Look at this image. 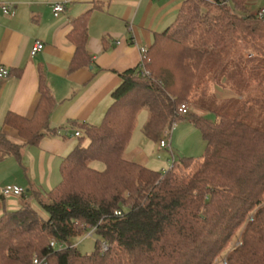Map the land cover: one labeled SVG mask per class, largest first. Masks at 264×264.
Listing matches in <instances>:
<instances>
[{
	"label": "trees",
	"instance_id": "trees-1",
	"mask_svg": "<svg viewBox=\"0 0 264 264\" xmlns=\"http://www.w3.org/2000/svg\"><path fill=\"white\" fill-rule=\"evenodd\" d=\"M247 3L185 0L148 48L149 74L141 67L119 73L102 122L79 124L61 181L47 191L30 187L18 209L0 216V264H264V17ZM69 35L72 68L90 65L87 14ZM39 81L34 117L11 112L5 119L26 141L15 143L0 129V161L13 156L23 165V147L56 131L55 99L43 75ZM213 86L234 95L218 99ZM184 102L190 110L180 115ZM142 109L150 113L144 132L153 141L191 117L206 141L202 159L181 157L166 172L126 159ZM92 227L99 239L83 253L71 241ZM242 228L240 243L217 262Z\"/></svg>",
	"mask_w": 264,
	"mask_h": 264
},
{
	"label": "crops",
	"instance_id": "crops-1",
	"mask_svg": "<svg viewBox=\"0 0 264 264\" xmlns=\"http://www.w3.org/2000/svg\"><path fill=\"white\" fill-rule=\"evenodd\" d=\"M184 2L0 0V66L9 70L8 77L0 79V129L13 142L25 143L18 129L6 124L5 119L11 112L26 119L34 117L41 97L40 75L55 99L50 124L56 129L46 133L38 144L23 147V165L13 156L0 161V216L21 206L22 196L5 193V187L14 184L25 191L30 187L47 191L61 181L60 165L79 143V136L75 135L77 130L81 131L79 124L102 122L113 102L112 93L122 81L119 73L142 66V47L148 49L155 34L174 22ZM56 3L65 4L64 11L57 15L53 11ZM5 4L12 8V13L2 12ZM86 14L90 65L73 69L76 45L69 34L75 22ZM36 40H41L45 47L32 56ZM218 89L214 87L218 99L234 95L230 89L223 88L222 94ZM145 110L146 124L150 117L147 109H142L137 119ZM194 112L206 117L210 113L202 109ZM137 125L138 120L125 158L155 170L163 171L166 164L172 166L180 155L188 153L185 149L190 139L194 140L196 151L206 147L191 117L178 121L171 132L164 133L170 148H161L160 140L147 137L144 127L139 141L132 144ZM191 153L194 154L188 157L197 156L198 160L200 154Z\"/></svg>",
	"mask_w": 264,
	"mask_h": 264
},
{
	"label": "rangeland",
	"instance_id": "rangeland-1",
	"mask_svg": "<svg viewBox=\"0 0 264 264\" xmlns=\"http://www.w3.org/2000/svg\"><path fill=\"white\" fill-rule=\"evenodd\" d=\"M247 4H248V7H249V10H250L251 13H257L261 8H264V0H248ZM210 90H211L210 93L214 94L216 96V93L214 92V86ZM218 91L220 92V94H222L221 92H223V88L219 87ZM189 105L191 106V104H189ZM146 115L147 114H146V110H145L144 112H142V114H140V116L137 119L138 120V125H137L136 131H135L136 134H135V138L133 139V143L132 144L138 142L139 141L138 135L140 136L141 133H143V127L145 125V116ZM189 118H190L189 116L186 117V119H189ZM208 118L211 119V120H216V115L214 113H209L208 114ZM197 131H198V135L200 137H202L200 130L198 129ZM166 137H167V135L163 134L162 138L166 139ZM193 142H194V140L190 139V142H188V144H186V145H188V148L185 149V150H187L188 153L180 155L181 157L191 156V154H194V153H191V152H196V153L200 152V151H196V148H195V145H194ZM152 143H154V142H152ZM205 145H206V143H205ZM205 148L206 147L204 146V149H201V152L197 153V154H200V155H198L199 156L198 160H201L200 157L203 156V154L205 152ZM194 156H196V155H194ZM197 163H198V161L195 164L193 163V165H196ZM95 165L98 166V167H101V164H99V163H95ZM170 168H171L170 164H166L163 167V171L166 172ZM13 185L14 184H12L11 186H13ZM5 188H7V187H5ZM15 197H18V196H15ZM33 204L39 210L41 209V207L37 204V202L33 201ZM43 214L45 215V213H43ZM242 232H243V228L237 233V235L234 238V240L230 243L228 249L226 251H224L219 256L217 262H221V263H225L226 262L225 260H226V257L228 255L230 249L234 245H237V244L240 243L239 239H241ZM97 239H99V236L96 233H93L92 235L89 236L88 232H86L82 237L73 238L72 241H71V244L72 245H76L78 247V249L81 252H83V253H92L95 250V244H96Z\"/></svg>",
	"mask_w": 264,
	"mask_h": 264
},
{
	"label": "built area",
	"instance_id": "built-area-1",
	"mask_svg": "<svg viewBox=\"0 0 264 264\" xmlns=\"http://www.w3.org/2000/svg\"><path fill=\"white\" fill-rule=\"evenodd\" d=\"M64 9H65V4L64 3H56L53 6V11H54V13L56 15L59 14L60 12H63ZM2 12L5 13V14H8V13H12L13 10H12V8L9 5L5 4V5L2 6ZM257 14H258L259 17H264V8H261L257 12ZM44 47H45V44L41 40L34 41V43L32 45V48H31L32 56H34L38 52L42 51L44 49ZM141 51H142V57H143V60H144L146 55H147L148 49L142 47ZM141 68L143 69V73L145 75L149 74V72L144 67L143 61H142ZM8 75H9L8 68L0 66V79H4V78L8 77ZM189 110H190V105L187 102H184V103H182L179 106L178 113L180 115H186L189 112ZM175 125H176V123H175ZM80 134H81L80 130H77L75 132V135H77V136H79ZM159 143H160V147L161 148H170V144L168 143V141L166 139H163V138L160 139ZM4 192L9 194V195L22 196L25 193V189L23 187L19 186V185H13V186H9L7 188H4ZM115 213H116V215H122V212L120 210L116 211ZM94 231H95L94 227L90 228V230L87 231L88 235L89 236L92 235L94 233ZM51 244H52V246H55L54 242H52ZM62 247H63V245H60V248H62ZM108 249H109V244L106 241H103L102 244H101L100 251L101 252H106ZM34 263L35 264H42V261H39L38 258H35Z\"/></svg>",
	"mask_w": 264,
	"mask_h": 264
}]
</instances>
